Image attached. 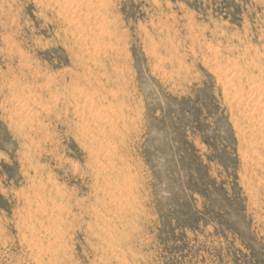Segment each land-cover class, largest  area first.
<instances>
[{"label": "rangeland", "instance_id": "obj_1", "mask_svg": "<svg viewBox=\"0 0 264 264\" xmlns=\"http://www.w3.org/2000/svg\"><path fill=\"white\" fill-rule=\"evenodd\" d=\"M0 264H264V0H0Z\"/></svg>", "mask_w": 264, "mask_h": 264}, {"label": "bare ground", "instance_id": "obj_2", "mask_svg": "<svg viewBox=\"0 0 264 264\" xmlns=\"http://www.w3.org/2000/svg\"><path fill=\"white\" fill-rule=\"evenodd\" d=\"M111 56L116 57L117 53L113 52ZM100 150H101V146L99 144L90 146L87 151L89 158H95V156L100 152Z\"/></svg>", "mask_w": 264, "mask_h": 264}]
</instances>
